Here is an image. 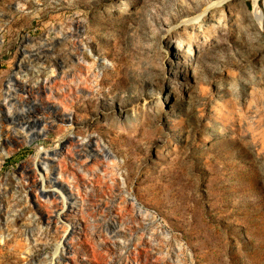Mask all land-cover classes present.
Instances as JSON below:
<instances>
[{"label": "rangeland", "instance_id": "obj_1", "mask_svg": "<svg viewBox=\"0 0 264 264\" xmlns=\"http://www.w3.org/2000/svg\"><path fill=\"white\" fill-rule=\"evenodd\" d=\"M220 1L0 0V94L12 97L0 99V149L35 119L60 125L44 97H30L28 86L45 81L48 102L68 103L80 154L92 155L88 139L99 137L114 161L99 175L111 191L97 203L86 177L71 191L81 214L70 221L87 234L74 237L70 246L81 245L71 255L60 245L68 225L46 227L35 189L21 184L37 149H56L63 134L47 126L30 145L13 146L0 167V264H140L134 254L144 245L153 264H264V44L251 2L182 24ZM77 41L83 82L73 100L59 89L74 87L66 82L78 69ZM35 162L47 167L37 176L48 177L51 193L56 161ZM44 201L36 200L57 220L60 208Z\"/></svg>", "mask_w": 264, "mask_h": 264}, {"label": "bare ground", "instance_id": "obj_2", "mask_svg": "<svg viewBox=\"0 0 264 264\" xmlns=\"http://www.w3.org/2000/svg\"><path fill=\"white\" fill-rule=\"evenodd\" d=\"M236 1L237 0H222L220 2L214 3L209 8L205 9L203 13L200 14L199 16L193 19H190V18L186 19L185 21H183L182 24L185 26H189L188 28H190V25L191 26L193 25V21L204 20V18L207 17V15H205L206 10H214L216 12L218 8H222L223 6H230L231 3H234ZM239 1L242 2L241 4H243L244 9L246 6V2L247 1L251 2L252 17L256 19L258 34L260 35L261 41L264 44V0H239ZM240 12L243 13V9ZM250 27H251V24H250ZM253 28L254 27L252 26L251 30ZM76 44L78 45V47H77V54L74 58V61L75 63L79 62L76 65L78 69L74 71L75 78L72 77L70 82L69 81L66 82V85L73 84L74 87L73 88L70 87L67 89L69 91L67 95H66V91H64L65 88L59 89L61 97L67 98L68 96V98L70 99L72 98L73 100H77L82 92V88L80 87V85L83 82L82 75H81L82 67L80 66V62H81L80 56L82 55V52L85 51L82 41H77ZM48 73L49 75L47 77L51 78L48 80V83L51 82V86H53L55 82V80H53L54 72L50 71ZM65 80H67V78ZM86 82L87 81L85 80L84 84ZM44 83L45 81H42L43 85H41L40 90L38 89L36 91L33 89L32 86H28V90L30 89V92H29L30 97L34 99L35 102L36 100L38 101L40 99V98H35V96L33 97L35 93L37 94L38 97L39 95L44 97L45 102L49 104V105H46V110L51 113L54 120L56 122H59L60 125L55 126V124L53 123L50 124V123H46L42 121L40 124L34 122L35 127H33V130L30 133H28L24 128L22 129L18 128L17 130H11L10 135L8 137L11 139V141H8V140L4 141L8 149L5 146H4L5 148L0 149V167H1V164L4 163V160L7 159L15 151L14 148H12L13 146H15L16 148H20L21 146L28 145L31 142L30 140H33L32 138L35 139L34 132L36 130H38L37 133L47 134L46 127L48 126L51 129L53 126V129L56 134H60V133L63 134L61 136L62 141L59 142L60 145L56 149H53L54 150L53 156L48 155L49 151L41 152V150L39 149H37L36 151V155L42 153L43 154L42 157L51 156L56 161V165H55V172H56L55 175L56 176L53 177V184H51L52 188H55V189H53L51 193H48V194L43 192L46 189L45 179H48V177H42L41 175L37 176V172L43 171L47 173L48 169L45 165H42L43 169L41 170L40 163L35 162L37 159L36 156H34L35 158L31 159L33 164H35L30 172V175H32V178L31 179L22 178L21 184H24L25 182L26 183L30 182L31 186L35 189L33 196L32 195L30 196L31 201H32V204L38 210L37 214L45 216L46 227L57 226L60 224L61 220H63L66 223V225H68L65 230L66 235L60 241L61 248H63V250H65L67 254L70 253L72 255V252L74 254H79L81 243L75 244L71 247L70 246L71 242L75 240L74 237L82 236V238H86L87 234L86 233L77 234L75 232L76 226H74V223L70 221L74 215L77 216L78 214H81L80 210L77 211L76 209H74V206H73L75 203L74 202L75 194L79 193L83 189L84 184H85L83 182V178L86 177L88 179L86 185L88 187L93 188L94 193H95L94 195H90L91 200L97 203V201H99L98 199L102 198L107 193V191H111L110 185H108L107 187L101 186L100 183H104L105 179L99 177V175L100 174L104 176L108 175L109 167H114V161H112V156L109 155L108 149L105 147V144H103V142L101 141L99 137L92 136V138L88 139L89 141L88 143L91 144L93 147L92 155L85 154L84 156H82L80 154L79 149L83 146L84 140L77 138L73 134L72 119L70 117L71 115H70V112L68 111V106H67L68 103L62 102L61 106L59 105L57 106L54 103L48 102L47 97L45 96V92L50 94V91H46V89H44ZM26 87L27 86H23L22 89H25ZM10 88L11 87L9 85V87L6 88V92L9 91L8 89ZM10 92H13V91L10 90ZM3 95H5L6 98H9V99L12 98L7 93H4ZM3 95L0 94V99L3 98ZM39 102H42V101L39 100ZM3 105L4 104H0V108H2ZM41 105H44V109L41 110V111H44L45 104H41ZM1 112L2 111L0 110V113ZM5 114L7 115L9 114V108L5 110ZM42 115L43 114H41L40 116ZM2 121L4 124H7V122H9L7 118H4ZM5 130H7V128L2 130V132H4ZM21 130L25 131L26 135H30V134H33V135L28 136V137H19L17 135L18 133L21 132ZM65 159L66 161H64ZM80 162H83L82 169L79 168ZM94 168H97L98 171L94 170ZM22 172H26V170L23 169ZM70 179L73 180V183L71 186H69V183L67 184V180H70ZM24 186L25 185H21V188H24ZM71 191H74L75 194H72ZM41 199L45 200L44 204L53 206L55 208L53 209V211L59 210L60 208V211H61V213H59L60 216H57V220H59V222L55 219H52L50 216L44 213L40 204L36 202V200H41ZM127 199L130 202L132 201L129 194H127ZM80 202L83 203V199H81ZM56 203H58V207ZM71 204H72V207H71ZM93 206L95 208L98 207V210L102 209L106 211L105 207L102 206V208H100L98 204H95ZM0 238H4V237L1 236ZM96 253L97 252L94 249H92V255L90 257L91 258H93L94 256L96 257L97 255ZM134 256L137 257L138 260H140V264H153L154 263L153 261L154 257L148 253L146 249V245H144L142 249H139L138 252L134 254ZM90 257L87 256L84 258L88 260V259H91ZM82 262L83 264H86L84 260H82ZM88 262H91V261H88ZM50 264H53V263L51 262Z\"/></svg>", "mask_w": 264, "mask_h": 264}, {"label": "water", "instance_id": "obj_3", "mask_svg": "<svg viewBox=\"0 0 264 264\" xmlns=\"http://www.w3.org/2000/svg\"><path fill=\"white\" fill-rule=\"evenodd\" d=\"M12 81H14V80L12 79ZM6 88H7V87H6ZM11 99H12V98H11ZM8 120H9V119H8ZM34 122H35V123H38V124L41 123V121H38V120H36V119H35ZM28 124H29V123H27V124H26L25 126H23V127L20 125V126H18V128H21V129L24 128L25 130H27V125H28ZM30 141H31V142L29 143V145H30L31 143H33L32 140H30ZM59 145H60V144H59ZM53 154H54V150L48 152V155L53 156ZM42 156H43L42 153L38 154V155H37V159H38V158H39V159H43ZM41 157H42V158H41ZM20 170H21V167L18 169V172H19Z\"/></svg>", "mask_w": 264, "mask_h": 264}]
</instances>
